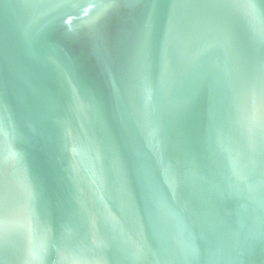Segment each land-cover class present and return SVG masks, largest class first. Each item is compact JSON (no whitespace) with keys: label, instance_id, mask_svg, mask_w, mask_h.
Wrapping results in <instances>:
<instances>
[{"label":"water","instance_id":"obj_1","mask_svg":"<svg viewBox=\"0 0 264 264\" xmlns=\"http://www.w3.org/2000/svg\"><path fill=\"white\" fill-rule=\"evenodd\" d=\"M0 264H264V0H0Z\"/></svg>","mask_w":264,"mask_h":264}]
</instances>
